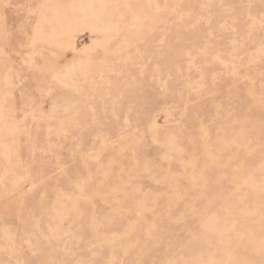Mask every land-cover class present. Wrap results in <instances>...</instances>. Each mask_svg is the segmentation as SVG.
<instances>
[{"label":"rangeland","instance_id":"1","mask_svg":"<svg viewBox=\"0 0 264 264\" xmlns=\"http://www.w3.org/2000/svg\"><path fill=\"white\" fill-rule=\"evenodd\" d=\"M0 264H264V0H0Z\"/></svg>","mask_w":264,"mask_h":264}]
</instances>
